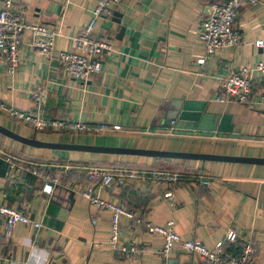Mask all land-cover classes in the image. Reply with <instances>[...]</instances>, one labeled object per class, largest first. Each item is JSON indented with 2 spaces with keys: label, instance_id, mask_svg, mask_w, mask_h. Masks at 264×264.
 Here are the masks:
<instances>
[{
  "label": "crops",
  "instance_id": "obj_1",
  "mask_svg": "<svg viewBox=\"0 0 264 264\" xmlns=\"http://www.w3.org/2000/svg\"><path fill=\"white\" fill-rule=\"evenodd\" d=\"M96 2L15 0L29 21L56 28L58 34L53 56L48 58L37 53L30 34L25 33L21 64L14 74H8L0 54V103L6 106H0V126L27 139L67 147L36 146L0 131V150L60 173L52 194H47L41 179L16 178L5 162L0 163V201L43 225L19 223L8 234L0 217V264H161L162 236L148 232L138 219L165 224L170 218L176 220L182 239H199L209 248L235 230L239 239L227 240V251L239 254L243 243L250 241L256 261L264 264V164L235 160L264 158V102L260 99L264 85L255 71L252 102L247 105L221 101L218 79L241 65L254 67L264 61V45H256L264 40V0L239 11L235 26L241 33L240 43L208 56L203 64L198 59L205 55L200 26L209 12L206 0H122L115 6L121 23L103 18L94 31L113 46L104 54L102 71L89 80L75 79L60 65L58 55L61 50H74L75 37L88 23ZM34 91L43 95L39 111ZM165 99L203 102L206 113L232 115L234 129L176 128L173 119L157 115ZM9 108L39 112L50 121L118 124L121 129L37 131L13 117ZM159 157L163 165L175 168L171 171L187 173V179L175 188L170 183L134 180L100 190L103 199L135 214L121 217L120 243L112 246L111 211L90 204L81 194L89 184L88 167L150 169L156 168ZM204 177L211 180L210 185L200 183ZM170 263L209 264L181 244Z\"/></svg>",
  "mask_w": 264,
  "mask_h": 264
},
{
  "label": "built area",
  "instance_id": "obj_2",
  "mask_svg": "<svg viewBox=\"0 0 264 264\" xmlns=\"http://www.w3.org/2000/svg\"><path fill=\"white\" fill-rule=\"evenodd\" d=\"M122 0H97L91 11L88 23L75 37V48L73 51L61 50L58 55L60 65L75 79L89 80L102 71V60L104 54L113 50L112 44L105 38H100L94 33L100 19H112L115 6ZM261 0H206L208 7L212 10L206 14L200 26V39L204 45L205 55L198 59L203 64L208 56L214 55L227 46H236L241 41V33L235 26L239 11L246 5H255ZM0 8V54L6 61V71L14 74L21 64L20 50L25 33L31 36V45L42 56L51 58L53 56L56 36L58 30L46 24L34 23L26 18V11L17 7L15 0H2ZM258 47L264 45V40L256 42ZM258 71L264 85V61L258 62L254 67L241 65L238 69L230 70L218 79L223 92L220 94L221 101H236L242 104H251L254 89V73ZM32 97L37 103L38 111L43 102L41 92H32ZM264 102V92L260 97ZM1 107H6L0 103ZM10 114L24 124L30 125L37 131L48 128L70 129L71 131L102 132L109 129H121L120 125H109L107 123L88 124L84 122H68L64 120H48L39 112H22L9 108ZM175 120H172V125ZM5 162L9 170L16 178H28L33 176L43 181L44 193L52 194L55 184L59 180L60 173L49 171V166L35 163L19 158L17 155L0 150V163ZM88 186L81 192L88 202L99 209H109L111 215V236L109 243L118 247L121 236V217L134 218L132 210L125 206L105 200L100 194L102 188L113 185L126 186L134 180L140 182H156L157 184L170 183L172 187L187 179V173L171 171L159 168L132 169L123 167L92 166L87 169ZM200 183L210 185L208 177L200 179ZM0 217L7 226V233L21 223L41 228V222L34 220L27 212L12 207L0 201ZM143 222L150 233L158 234L163 238L160 251L161 264H171L170 258L178 244L188 253H199L209 264H259L255 258V248L250 241H245L239 254L233 255L227 251L226 241L236 242L239 235L235 230H230L226 240H220L213 248L207 247L199 239H182L176 229V220L170 218L165 224H154L153 222L138 219ZM97 220H93L97 224ZM32 264V263H27Z\"/></svg>",
  "mask_w": 264,
  "mask_h": 264
},
{
  "label": "water",
  "instance_id": "obj_3",
  "mask_svg": "<svg viewBox=\"0 0 264 264\" xmlns=\"http://www.w3.org/2000/svg\"><path fill=\"white\" fill-rule=\"evenodd\" d=\"M209 13L212 11L208 7ZM116 23H121V13L116 11L114 16L111 19ZM125 27H122L120 32H124ZM205 104L203 102H194L193 100H168L165 99L160 105V109L157 113L158 116H165L169 119H173L176 122V128L179 129H197V130H206V131H220V132H232L234 129V124H232V115L222 114V115H213L204 112ZM215 118V119H213ZM212 119V122H210ZM0 131L8 134L16 140L26 142L36 146H45V147H55L58 145L38 142L32 139H27L23 136H20L10 130H7L0 126ZM58 147H67L66 145H59ZM78 147V146H76ZM125 152H138L132 150H123ZM159 156H171V157H193L192 154H182L178 152H155ZM202 157V156H197ZM207 158H220L226 159L225 157L205 155ZM235 160L248 163H261L264 164V158L260 157H244L236 158Z\"/></svg>",
  "mask_w": 264,
  "mask_h": 264
},
{
  "label": "trees",
  "instance_id": "obj_4",
  "mask_svg": "<svg viewBox=\"0 0 264 264\" xmlns=\"http://www.w3.org/2000/svg\"><path fill=\"white\" fill-rule=\"evenodd\" d=\"M158 162H159V163H158V165L156 166V168H159V169H165V170H174V169H175V168L172 167V166H171L172 168H171V167L168 168L166 165H163L162 163H164V162H163V158H162V157H159ZM130 167H131V166H130ZM129 205H130V203H128L127 206L130 207Z\"/></svg>",
  "mask_w": 264,
  "mask_h": 264
}]
</instances>
